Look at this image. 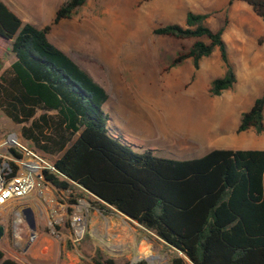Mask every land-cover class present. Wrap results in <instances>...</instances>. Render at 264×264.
<instances>
[{"label": "trees", "instance_id": "16d2710c", "mask_svg": "<svg viewBox=\"0 0 264 264\" xmlns=\"http://www.w3.org/2000/svg\"><path fill=\"white\" fill-rule=\"evenodd\" d=\"M85 1L65 0L53 23ZM241 1L261 18L264 31V0ZM207 16L188 12L185 26L170 23L153 32L195 39L171 66L191 58L198 68L217 48L226 69L209 92L218 96L232 88L236 74L222 38L227 20L213 31ZM49 30L22 21L0 0V37L9 41L12 58L0 74V111L22 125L21 136L34 148L56 156L55 171L44 169V181L68 191L71 203L84 198L104 213L121 212L137 222L163 242L167 264H264V150L212 149L177 160L135 149L108 127L105 89L48 40ZM248 129L264 131V89L241 114L237 131ZM96 252L93 264H115ZM0 264L20 263L0 250Z\"/></svg>", "mask_w": 264, "mask_h": 264}, {"label": "rangeland", "instance_id": "374dc122", "mask_svg": "<svg viewBox=\"0 0 264 264\" xmlns=\"http://www.w3.org/2000/svg\"><path fill=\"white\" fill-rule=\"evenodd\" d=\"M64 1L4 0L23 21L37 28L50 25L48 40L105 89L108 99L102 109L107 125L122 140L137 150L150 149L156 156L177 160L219 148L264 150V131H237L241 114L264 89V50L258 46L263 23L246 2L236 1L229 7L231 19H226L223 34L236 82L213 96L211 81L226 69L218 49L203 57L198 68L191 58L171 66L195 39L153 32L166 24H184L185 16L174 14V0H86L69 18L53 23ZM226 2L213 0L214 5L206 9L224 10ZM209 17L208 24L215 26L222 16L215 12ZM174 18L177 22H170ZM10 61L7 54L2 55L0 74ZM21 126L0 111V138L20 134ZM39 152L49 163L56 158ZM38 190L42 193L32 192L0 213L4 257L20 264H93L99 250L103 260L111 258L115 264L142 260L167 264L169 251L163 242L119 212L104 213L84 198L71 203L68 191L45 181ZM25 208L33 213L34 235L24 220Z\"/></svg>", "mask_w": 264, "mask_h": 264}, {"label": "built area", "instance_id": "2783aa9c", "mask_svg": "<svg viewBox=\"0 0 264 264\" xmlns=\"http://www.w3.org/2000/svg\"><path fill=\"white\" fill-rule=\"evenodd\" d=\"M52 163L16 132L0 138V213L38 190Z\"/></svg>", "mask_w": 264, "mask_h": 264}, {"label": "crops", "instance_id": "0c3cea01", "mask_svg": "<svg viewBox=\"0 0 264 264\" xmlns=\"http://www.w3.org/2000/svg\"><path fill=\"white\" fill-rule=\"evenodd\" d=\"M2 1L4 2V0H2ZM226 1L227 2H226V6H225L224 10H213V9L211 10V9H206V7H208V6L212 7L214 5L213 0H198V1L197 0H174V7H175L174 8V14L178 11L180 13L181 17L183 15L185 16L184 17V24L182 25V24L179 23L180 25L185 26V19H186V15H187L188 12H193V13H196V14H207L208 16L205 19V24L206 23L208 24V21L210 20L209 16L212 13L216 12V13H218V14H220L222 16L220 19L217 18V20H218L217 24L215 26H211L209 24L208 25L206 24L210 29H212L213 31H216L224 24L226 19L228 20V18H229V22H230L231 18H230L229 14H228L229 7L232 6L236 1H241V0H233L231 3H229L230 0H226ZM239 20L242 21V19H239ZM172 21H176L177 22V18H174V20H170V22H172ZM225 32H227V24L225 26L223 34ZM243 33L246 34L245 32H243ZM223 34H222V38H223ZM204 40L207 41L205 38H204ZM228 41H229V37H228ZM229 43H230V47H231V41H229ZM262 44H264V43H262ZM262 44H260L258 46H261L262 50H264V48L262 47ZM8 48H9V41H6V40H4L3 38L0 37V58L1 59H2V55L6 54V52L8 51ZM228 57L230 58L229 53H228ZM11 61H12V58H11ZM10 62H9V64H10ZM9 64H8V66H9ZM219 149H222V148H219Z\"/></svg>", "mask_w": 264, "mask_h": 264}, {"label": "water", "instance_id": "95a60500", "mask_svg": "<svg viewBox=\"0 0 264 264\" xmlns=\"http://www.w3.org/2000/svg\"><path fill=\"white\" fill-rule=\"evenodd\" d=\"M119 213L125 216L127 219L133 221L132 219H130L128 216L124 215L123 213L121 212ZM22 214L24 216V220L26 221L29 229L31 230V235H34L33 231L35 230L36 226H35V220H34V216H33L31 209L30 208L23 209ZM135 223L138 225L137 222ZM4 231H5L4 226L0 224V238L4 235Z\"/></svg>", "mask_w": 264, "mask_h": 264}, {"label": "bare ground", "instance_id": "6f19581e", "mask_svg": "<svg viewBox=\"0 0 264 264\" xmlns=\"http://www.w3.org/2000/svg\"><path fill=\"white\" fill-rule=\"evenodd\" d=\"M79 208H81V206H80ZM111 223H112V222H111ZM99 224H100V223H99ZM99 224H97V225H99ZM112 225H113V224H112ZM114 226H115V225H114ZM96 227H97V226H96ZM104 227H105V224H104ZM107 228H108V227H107ZM124 229H125V228H124ZM117 236H118V235H117ZM127 236H128V235H127ZM123 237H124V236H123ZM121 238H122V237H121ZM114 239H115V238H114ZM117 240H118V239H117ZM120 241H121V240H120ZM122 244H123V243H122ZM139 247H140V246H139ZM113 248H114V247H113ZM153 257H154V256H153ZM149 260H150V261H153V258H151V259L149 258Z\"/></svg>", "mask_w": 264, "mask_h": 264}]
</instances>
